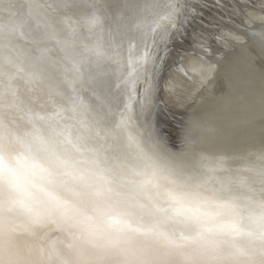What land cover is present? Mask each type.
I'll use <instances>...</instances> for the list:
<instances>
[{
    "label": "clouds",
    "instance_id": "1",
    "mask_svg": "<svg viewBox=\"0 0 264 264\" xmlns=\"http://www.w3.org/2000/svg\"><path fill=\"white\" fill-rule=\"evenodd\" d=\"M226 5L0 0V264H264V78L179 106L156 75Z\"/></svg>",
    "mask_w": 264,
    "mask_h": 264
},
{
    "label": "rangeland",
    "instance_id": "2",
    "mask_svg": "<svg viewBox=\"0 0 264 264\" xmlns=\"http://www.w3.org/2000/svg\"><path fill=\"white\" fill-rule=\"evenodd\" d=\"M221 17L236 23L246 21L247 25L264 22V0H227L223 11H206L160 54L156 72L160 90L164 94L174 93L172 99L176 105L192 104V97L200 86L202 70L215 58L222 60V55L230 51L227 40L234 30H230V23H225L221 31L217 25Z\"/></svg>",
    "mask_w": 264,
    "mask_h": 264
},
{
    "label": "bare ground",
    "instance_id": "3",
    "mask_svg": "<svg viewBox=\"0 0 264 264\" xmlns=\"http://www.w3.org/2000/svg\"><path fill=\"white\" fill-rule=\"evenodd\" d=\"M230 33H231L230 37L233 38L234 40H236L237 42L240 39H242L241 38L242 36L240 37L238 32L236 33V32L232 31ZM246 54L247 53L244 51V53H242V54L231 55L229 58L222 59L220 62H215V61H214L215 63L211 62V64L208 66V68L210 70V74H209L208 78H210V81H208L207 84L205 86H203V88H201L200 90L197 91L198 97H200V95H201L208 102L213 101L215 99V102L213 104H224V103H228L231 100H233L236 97V94H233L232 98L228 97L230 92H231V87L232 88L235 87L237 89L240 88L241 90H244L245 86H243V87H240V86H242V84L246 85V82L249 79L254 78V75H256L258 72V70L252 69L253 68L252 64L248 65V69H243L242 73L239 72L240 64L245 62V61H249L248 59H245L246 57L244 55H246ZM195 69L197 70V68H195ZM230 71H231V74H229ZM205 80H206V78H205ZM219 80H221L220 81L221 83H219V84L225 85V88L227 90L226 92L220 91L218 89L219 91L215 93V88H213V90H212L213 83H215ZM192 105H193V103L190 104L189 106H192Z\"/></svg>",
    "mask_w": 264,
    "mask_h": 264
},
{
    "label": "water",
    "instance_id": "4",
    "mask_svg": "<svg viewBox=\"0 0 264 264\" xmlns=\"http://www.w3.org/2000/svg\"><path fill=\"white\" fill-rule=\"evenodd\" d=\"M263 21V20H262ZM260 22V23H264V22ZM233 32H236V31H233ZM237 33V32H236ZM239 35H240V37L242 38V39H240L238 42L236 41V40H234L233 38H231L230 37V40L228 39L227 41V45H228V47H229V49H230V51L228 52V53H226V55L224 56V55H222V59L223 58H229L231 55H237V54H242V53H244V50L242 49V45L244 44V37H243V35L241 34V33H238ZM246 58L245 59H248L249 60V57H248V55L246 54V55H244ZM241 59V58H240ZM217 58H215L213 61H211V62H213V63H215V62H220L221 60H218ZM215 61V62H214ZM240 61V60H239ZM211 62H210V64H211ZM209 64V65H210ZM249 64H251L249 61H245V62H243V63H241L240 64V66H239V72L240 73H242V71H243V69H248V65ZM208 65V66H209ZM208 66H207V68L206 69H204V70H202V72H201V75H202V77H201V80H200V86L198 87V90H200L201 88H203V86H205L206 84H207V82L208 81H210V78H208L209 77V74H210V70H209V68H208ZM253 68L252 69H256V70H258V72H257V74L256 75H254V78H264V65H260V66H252ZM229 74H231V71H230V73ZM206 78V80H205V78ZM211 77V76H210ZM249 78V77H248ZM221 80H219V81H217V82H215V83H213V87H212V90H213V88H215V93L216 92H218L219 90L220 91H223V92H226L227 90H226V88H225V85H223V84H219V83H221L220 82ZM243 86H245L244 84H242V86H240V87H243ZM219 89V90H218ZM197 90V91H198ZM197 91H196V94L192 97V100H191V103H195L196 101H197V99H200L202 96L200 95V97H198V95H197ZM244 90H241L240 88L239 89H237V88H235V87H231V92H230V94H229V96L228 97H231L232 98V95L233 94H236V97L237 96H239L242 92H243ZM214 98V97H213ZM212 98V99H213ZM215 102V99L213 100V101H210L209 103H214Z\"/></svg>",
    "mask_w": 264,
    "mask_h": 264
}]
</instances>
